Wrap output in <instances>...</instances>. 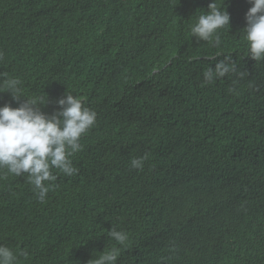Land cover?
<instances>
[{
    "label": "trees",
    "instance_id": "16d2710c",
    "mask_svg": "<svg viewBox=\"0 0 264 264\" xmlns=\"http://www.w3.org/2000/svg\"><path fill=\"white\" fill-rule=\"evenodd\" d=\"M210 2L0 0V73L46 95V114L66 92L97 114L77 173L53 169L44 202L0 173V244L17 264H91L112 247L116 264H264V61L247 57L248 0H216L220 48L191 37ZM224 55L245 76L204 85ZM23 100L0 92V106Z\"/></svg>",
    "mask_w": 264,
    "mask_h": 264
},
{
    "label": "clouds",
    "instance_id": "9594fccd",
    "mask_svg": "<svg viewBox=\"0 0 264 264\" xmlns=\"http://www.w3.org/2000/svg\"><path fill=\"white\" fill-rule=\"evenodd\" d=\"M251 7L245 14L246 26L242 29L247 53L254 61H264V0H248ZM230 16L222 5L211 0L207 10L196 17L190 28L191 37L207 42L213 48L222 44L219 30L229 28ZM220 53H217L219 55ZM0 52V60H3ZM229 74L239 78L244 72L237 70L231 55H224L214 66L207 67L203 75V84H213ZM22 81L0 73V87L9 92L14 101L23 102L18 107L8 104L0 106V173L15 177H27L36 198L44 202L48 192L56 185L57 176L53 169L64 176H73L78 169L73 165L72 157L82 149L81 138L95 125L97 114L86 107L73 94L66 92L56 100L58 110L52 114L41 111L48 102L46 95L29 97L24 94ZM144 157L132 158L130 166L142 170ZM108 236L123 245L127 234L111 228ZM26 255V253H19ZM119 248L112 247L102 252L91 264H116ZM18 255L10 247L0 244V264H17Z\"/></svg>",
    "mask_w": 264,
    "mask_h": 264
}]
</instances>
